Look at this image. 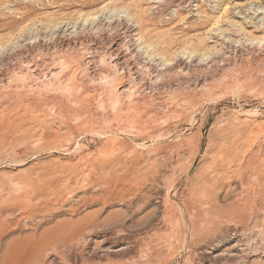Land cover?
<instances>
[{
    "label": "rangeland",
    "instance_id": "1",
    "mask_svg": "<svg viewBox=\"0 0 264 264\" xmlns=\"http://www.w3.org/2000/svg\"><path fill=\"white\" fill-rule=\"evenodd\" d=\"M0 264H264V0H0Z\"/></svg>",
    "mask_w": 264,
    "mask_h": 264
}]
</instances>
